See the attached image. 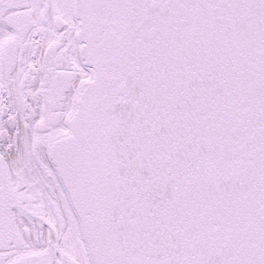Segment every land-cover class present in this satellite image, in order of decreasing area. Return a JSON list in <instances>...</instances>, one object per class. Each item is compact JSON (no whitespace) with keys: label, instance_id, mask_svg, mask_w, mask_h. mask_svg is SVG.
Masks as SVG:
<instances>
[{"label":"snow or ice","instance_id":"6c2138e0","mask_svg":"<svg viewBox=\"0 0 264 264\" xmlns=\"http://www.w3.org/2000/svg\"><path fill=\"white\" fill-rule=\"evenodd\" d=\"M0 264H264V0H0Z\"/></svg>","mask_w":264,"mask_h":264}]
</instances>
